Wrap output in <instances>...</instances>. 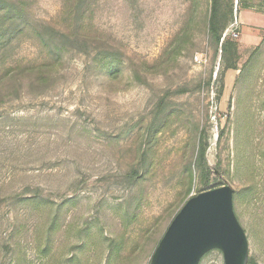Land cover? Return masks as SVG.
Returning a JSON list of instances; mask_svg holds the SVG:
<instances>
[{"label":"rangeland","instance_id":"rangeland-1","mask_svg":"<svg viewBox=\"0 0 264 264\" xmlns=\"http://www.w3.org/2000/svg\"><path fill=\"white\" fill-rule=\"evenodd\" d=\"M26 2L0 52V264H151L184 205L227 185L264 264V0H235L227 61L211 0Z\"/></svg>","mask_w":264,"mask_h":264},{"label":"water","instance_id":"water-1","mask_svg":"<svg viewBox=\"0 0 264 264\" xmlns=\"http://www.w3.org/2000/svg\"><path fill=\"white\" fill-rule=\"evenodd\" d=\"M219 249L224 264H248L249 244L234 211L229 185L192 197L176 215L151 264H200L204 255Z\"/></svg>","mask_w":264,"mask_h":264},{"label":"trees","instance_id":"trees-1","mask_svg":"<svg viewBox=\"0 0 264 264\" xmlns=\"http://www.w3.org/2000/svg\"><path fill=\"white\" fill-rule=\"evenodd\" d=\"M239 6H247V0H239ZM235 0H211L210 16L208 21L209 37L219 52L221 48L222 58L227 61L229 56L238 57L237 45L230 38H223L229 25L234 21ZM28 16V5L26 0H0V52L6 50L17 36L23 32V28L28 24L26 17ZM58 36L61 32L53 28ZM44 39L52 50L58 51L63 44L56 41V37L52 36V32L47 33ZM6 46L3 48V46ZM109 74L114 73V59L109 56ZM227 70L237 71V64L230 60L226 66ZM10 76H7V79ZM221 132L220 137L222 138ZM209 149V141L207 131H202L199 143V152L197 159V167L201 172V177L209 180L212 172L208 160L207 152ZM248 264H256L253 259H250Z\"/></svg>","mask_w":264,"mask_h":264},{"label":"built area","instance_id":"built-area-1","mask_svg":"<svg viewBox=\"0 0 264 264\" xmlns=\"http://www.w3.org/2000/svg\"><path fill=\"white\" fill-rule=\"evenodd\" d=\"M228 35L233 36V37H235V38L238 37V33H236L235 31H231V32H230L229 30H227V31L225 32L223 38H227Z\"/></svg>","mask_w":264,"mask_h":264}]
</instances>
